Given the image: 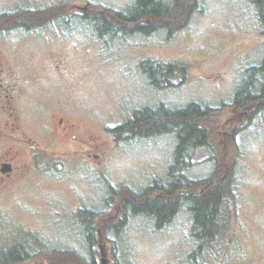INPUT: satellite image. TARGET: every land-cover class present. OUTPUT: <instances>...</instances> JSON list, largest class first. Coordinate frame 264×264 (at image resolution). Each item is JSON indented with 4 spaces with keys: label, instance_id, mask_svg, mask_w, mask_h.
I'll list each match as a JSON object with an SVG mask.
<instances>
[{
    "label": "rangeland",
    "instance_id": "1",
    "mask_svg": "<svg viewBox=\"0 0 264 264\" xmlns=\"http://www.w3.org/2000/svg\"><path fill=\"white\" fill-rule=\"evenodd\" d=\"M8 1L0 0V6ZM22 1L25 8L29 1L37 6L35 0ZM69 3L107 18L127 13L136 0ZM257 18L249 0H197L185 24L173 33L163 27L149 35H109L101 21L95 28L79 22L66 34L55 25L52 36L35 40L37 45L22 36L0 39V81L16 88L20 131L14 136L23 140L24 149L38 148L34 153L22 150L20 164L27 167L0 187V263L6 262L10 247L28 245L33 251L23 264H188L197 243L185 206L157 230L153 220L121 208L116 195L123 189L138 195L165 183L175 138L162 135L116 144L107 129L144 108L196 103L212 109L216 127L225 129L212 130L210 148L192 151L187 176L201 180L215 163L236 161L235 198L222 212L226 230L218 251L205 262L264 264V107L258 112L252 105L246 115L230 120L235 94L252 65L248 61L264 52ZM147 60L183 66L186 74L180 81L172 79V87L153 88L140 70ZM59 118L73 130L62 133ZM5 121L0 107V126ZM84 209L111 225L102 235L95 232L91 246L89 217L80 215ZM59 250L66 262L52 258ZM48 252L51 258L45 257Z\"/></svg>",
    "mask_w": 264,
    "mask_h": 264
},
{
    "label": "trees",
    "instance_id": "2",
    "mask_svg": "<svg viewBox=\"0 0 264 264\" xmlns=\"http://www.w3.org/2000/svg\"><path fill=\"white\" fill-rule=\"evenodd\" d=\"M249 1L264 16V0ZM196 6L197 0H173L171 5L162 0H136L135 6L127 13L117 12L114 14L116 17L114 21H99L95 27L100 22L106 24L108 34L139 32L149 35L155 28L163 27L168 33H173L185 24ZM140 70L147 77L150 85L156 89L172 87V79L180 81L183 72L186 74L183 66L150 60L141 62ZM247 97L242 98L247 100L241 99V104L244 103L243 110L248 107L245 102H252V96ZM215 120L214 111L200 104L190 103L177 109L161 105L154 109L144 108L135 111L123 124L107 129L116 144L162 135H172L175 138L176 144L172 162L167 168L165 183H155L138 195L129 194L124 189L117 191L116 195L119 200L121 199V208L130 210L133 215H142L153 220L157 230L165 228L179 209L185 206L192 218L191 236L197 243L188 255V264H206L205 261L208 260L210 253L218 251L222 233L226 230V221L222 212L227 202L235 198L234 158L215 163L213 172L207 178L192 180L187 176V171L193 165L192 151L201 147L210 148L212 130L225 129L224 126L216 127ZM82 213L89 217L87 241L91 246L96 243L95 232H100L102 235L106 229L110 230L111 225L104 223L103 220L100 221L101 218L100 216L98 218L97 213L85 209L80 215ZM34 242L38 241L34 239ZM97 242L100 244V240ZM23 251L24 248L21 246L9 249L6 254L7 259H4L6 262L0 264H23L24 258H30L29 253ZM56 252L57 255L54 257L49 252L45 257L67 261L64 251Z\"/></svg>",
    "mask_w": 264,
    "mask_h": 264
},
{
    "label": "flooded vegetation",
    "instance_id": "3",
    "mask_svg": "<svg viewBox=\"0 0 264 264\" xmlns=\"http://www.w3.org/2000/svg\"><path fill=\"white\" fill-rule=\"evenodd\" d=\"M24 2L25 1L21 2V0H10L7 5L0 6V39L11 38V36H22L29 38L32 45H37L34 42L35 40H47L52 36L54 29L56 30L57 27H59L61 33L66 34V31H68L67 28L76 26L79 22H88V25L91 24V26L95 28V24L99 21L108 20L112 22L116 19L114 15L105 18L102 16V13L90 9L88 6L81 7L77 4H70L69 0H62L58 2V4H56L54 0H35L37 6H34V4L29 1V5L31 6L26 8L23 7L25 5ZM257 11L258 34L264 45V16L261 15V11L258 8ZM55 25H57L56 28H54ZM115 33L117 32L115 31ZM38 46L43 47L44 45ZM1 62L2 59L0 58V66ZM248 63H252V65L246 68L245 76L240 82L243 84L237 90L235 99L232 102V108L230 109V120L232 121L246 115L245 112H248L252 105L255 106L256 110L259 109L258 112L264 107V52L257 55L253 62L248 61ZM15 91V85L1 83L0 81V107L6 117V121L0 126V146H3V153L0 154V187H6L5 184L19 176L18 174L24 170L22 168L27 167H21L20 164L22 150L34 153L38 149L35 145H26L27 149H24V147H21L23 146L21 144L23 140L14 136L20 131L18 114L15 113L14 106L16 101L14 95ZM247 96H252V102H245L248 106L247 109L237 113L238 110H243L242 106L244 103L241 104V99L245 97L248 98ZM64 122L65 121L61 118L57 121V124L63 129L62 133L73 130V127H70L68 122L67 125L65 124L63 126ZM72 139L78 141L77 137H72ZM88 139L92 141V138ZM88 151H76L74 153L80 154ZM4 166L9 170L4 171ZM13 247L8 248L11 249ZM21 247H23L25 249L24 251H27V253L33 251L28 245ZM24 259V262L28 260V258Z\"/></svg>",
    "mask_w": 264,
    "mask_h": 264
},
{
    "label": "water",
    "instance_id": "4",
    "mask_svg": "<svg viewBox=\"0 0 264 264\" xmlns=\"http://www.w3.org/2000/svg\"><path fill=\"white\" fill-rule=\"evenodd\" d=\"M9 169L6 167V166H4V171H8ZM102 262H104V260L102 259Z\"/></svg>",
    "mask_w": 264,
    "mask_h": 264
}]
</instances>
